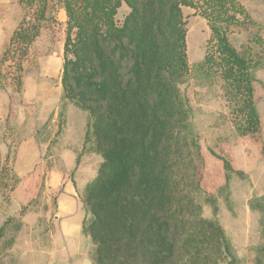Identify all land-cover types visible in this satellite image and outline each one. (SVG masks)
<instances>
[{
  "label": "trees",
  "instance_id": "obj_1",
  "mask_svg": "<svg viewBox=\"0 0 264 264\" xmlns=\"http://www.w3.org/2000/svg\"><path fill=\"white\" fill-rule=\"evenodd\" d=\"M50 1L17 0L23 14L3 50L0 80L4 66L21 83L22 62ZM57 2L66 17L58 116L63 122L69 106L86 113L81 151L101 158L81 196V233L91 242L93 264H240L219 223L216 196L202 188L204 158L181 85L192 69L196 77L219 80L236 135L259 132L253 71L264 70V58L254 59L248 47L238 51L229 40L232 27L252 24L247 10L238 0ZM123 5L128 12L118 22ZM184 7L210 31L204 57L192 69ZM251 40L262 42L256 34ZM222 163L219 190L227 193L232 176L243 173ZM204 204L211 218L203 216ZM248 206L259 215L261 238L253 264H264V195Z\"/></svg>",
  "mask_w": 264,
  "mask_h": 264
},
{
  "label": "rangeland",
  "instance_id": "obj_2",
  "mask_svg": "<svg viewBox=\"0 0 264 264\" xmlns=\"http://www.w3.org/2000/svg\"><path fill=\"white\" fill-rule=\"evenodd\" d=\"M238 1L252 24L247 29L232 27L229 40L238 51L248 47L254 59L264 58V0ZM10 6L18 10L17 22L3 10L0 18L6 26L10 22L17 26L22 8L17 0H12ZM127 12L123 5L117 21ZM182 12L187 20L186 53L192 69L204 57L210 31L206 20L194 9L184 7ZM65 20L61 5L51 0L40 35L22 62L21 83L17 84L13 69L1 68L4 76L0 80V176L5 186L0 188V227L6 223V228L0 235V264H93L91 242L84 235L81 243L76 244L79 253L75 258L56 253L64 247L57 238L59 192L50 188L48 173L53 168L66 174V180L76 188L77 207L84 213L83 190L96 176L101 163L100 156L81 151L87 114L69 106L63 122L58 116ZM254 34L262 42L254 43ZM253 76L260 130L245 137L235 133L219 80L196 77L192 69L181 85L194 109L204 158L202 188L216 196L219 223L240 264H253V247L261 242L259 215L249 209L248 202L254 196L264 195V70L255 69ZM222 159L243 173L232 176L227 193L219 190L224 185ZM71 161L75 168L69 172L66 168ZM203 216L212 217L207 204L203 205Z\"/></svg>",
  "mask_w": 264,
  "mask_h": 264
},
{
  "label": "crops",
  "instance_id": "obj_3",
  "mask_svg": "<svg viewBox=\"0 0 264 264\" xmlns=\"http://www.w3.org/2000/svg\"><path fill=\"white\" fill-rule=\"evenodd\" d=\"M12 0H0V11L3 10L6 15L11 18L14 17L17 19L19 17L18 10L16 7H11L10 3ZM15 23H8L5 25V21L0 18V46L1 52L4 50L8 39L10 38L15 26ZM75 164H72V161L67 165V171H73ZM63 175V176H62ZM48 178L50 182V188L54 191L59 192L57 196V205H58V219L59 231L58 239L64 243V247L57 254L65 257L66 255L70 258H75L79 253V248L76 247V244L81 243L83 236L81 233V223L84 218V213L77 207V194L75 192L76 188L73 185V182L66 180V174H62L59 169H51L48 173ZM62 181V183H60ZM60 186V188H59ZM77 199V200H76ZM88 239V237L86 238Z\"/></svg>",
  "mask_w": 264,
  "mask_h": 264
}]
</instances>
